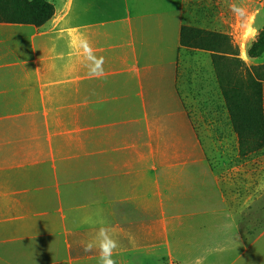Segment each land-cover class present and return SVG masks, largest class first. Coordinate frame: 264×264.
Returning a JSON list of instances; mask_svg holds the SVG:
<instances>
[{
    "label": "crops",
    "instance_id": "1",
    "mask_svg": "<svg viewBox=\"0 0 264 264\" xmlns=\"http://www.w3.org/2000/svg\"><path fill=\"white\" fill-rule=\"evenodd\" d=\"M49 1L42 26L0 23V264H97L99 222L117 264L209 245L213 264H264V229L229 226L224 249L204 227L223 198L180 43L193 0Z\"/></svg>",
    "mask_w": 264,
    "mask_h": 264
},
{
    "label": "rangeland",
    "instance_id": "2",
    "mask_svg": "<svg viewBox=\"0 0 264 264\" xmlns=\"http://www.w3.org/2000/svg\"><path fill=\"white\" fill-rule=\"evenodd\" d=\"M182 20L189 28V43L198 47L188 48L189 97L204 101L200 108L205 128L201 140L205 158L219 182L223 198L218 216L206 219L204 227L220 230L219 238L225 249L229 226L264 229V149L241 154L239 139L231 127L216 79L212 56L216 54L213 51L218 55L226 53L229 58L236 56L246 68L264 66V0H193ZM247 211L251 212L249 216L245 215ZM198 224L201 225L200 220ZM187 236L192 237V234L188 232ZM212 237L209 234V240ZM204 248L198 252L187 248L188 255L194 250L188 263L197 264L199 260L201 264H213L212 246ZM173 253L175 260L169 262L157 252L156 258L164 256L165 259L164 263L157 261V264H180L182 251L177 249ZM216 259L219 264H225L228 255H219Z\"/></svg>",
    "mask_w": 264,
    "mask_h": 264
},
{
    "label": "trees",
    "instance_id": "3",
    "mask_svg": "<svg viewBox=\"0 0 264 264\" xmlns=\"http://www.w3.org/2000/svg\"><path fill=\"white\" fill-rule=\"evenodd\" d=\"M54 15L53 5L44 0H0V23L42 26ZM189 28L182 26L180 43L198 48L187 38ZM212 64L219 89L237 134L241 154L264 149V66L246 68L238 58L213 51Z\"/></svg>",
    "mask_w": 264,
    "mask_h": 264
},
{
    "label": "clouds",
    "instance_id": "4",
    "mask_svg": "<svg viewBox=\"0 0 264 264\" xmlns=\"http://www.w3.org/2000/svg\"><path fill=\"white\" fill-rule=\"evenodd\" d=\"M91 52V49H87ZM91 64L89 65V73L92 76L99 75L102 72V65L104 63L103 57H96L91 55ZM82 223L93 224L90 218H85ZM119 248L118 240L114 238V233L110 226H106L103 222H99L96 229L95 236L92 240L83 244L85 252L96 251L98 255L97 264H117L114 256L117 254L116 250ZM197 264H201L198 260Z\"/></svg>",
    "mask_w": 264,
    "mask_h": 264
}]
</instances>
